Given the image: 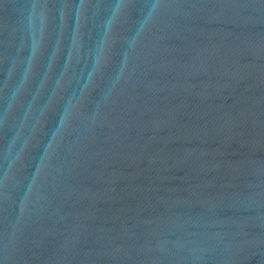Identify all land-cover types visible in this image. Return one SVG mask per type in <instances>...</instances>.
I'll return each instance as SVG.
<instances>
[{
	"label": "water",
	"instance_id": "95a60500",
	"mask_svg": "<svg viewBox=\"0 0 264 264\" xmlns=\"http://www.w3.org/2000/svg\"><path fill=\"white\" fill-rule=\"evenodd\" d=\"M0 264H264V0H0Z\"/></svg>",
	"mask_w": 264,
	"mask_h": 264
}]
</instances>
